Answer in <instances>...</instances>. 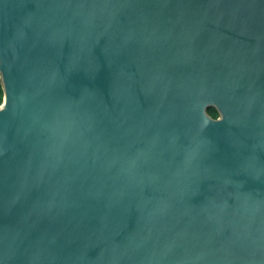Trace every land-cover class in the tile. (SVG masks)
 I'll return each mask as SVG.
<instances>
[{"label": "water", "instance_id": "95a60500", "mask_svg": "<svg viewBox=\"0 0 264 264\" xmlns=\"http://www.w3.org/2000/svg\"><path fill=\"white\" fill-rule=\"evenodd\" d=\"M0 84V264H264V0H0Z\"/></svg>", "mask_w": 264, "mask_h": 264}, {"label": "trees", "instance_id": "16d2710c", "mask_svg": "<svg viewBox=\"0 0 264 264\" xmlns=\"http://www.w3.org/2000/svg\"><path fill=\"white\" fill-rule=\"evenodd\" d=\"M2 97H3V93H2V88H1V84H0V103L2 102ZM208 113L213 118H216L218 116V114H217V112H216V110L214 108H209L208 109Z\"/></svg>", "mask_w": 264, "mask_h": 264}]
</instances>
